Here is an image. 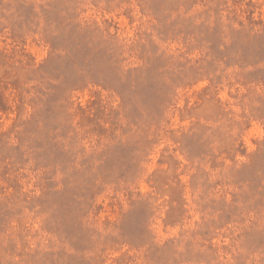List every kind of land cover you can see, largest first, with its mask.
I'll use <instances>...</instances> for the list:
<instances>
[{
    "label": "rangeland",
    "instance_id": "obj_1",
    "mask_svg": "<svg viewBox=\"0 0 264 264\" xmlns=\"http://www.w3.org/2000/svg\"><path fill=\"white\" fill-rule=\"evenodd\" d=\"M0 264H264V0H0Z\"/></svg>",
    "mask_w": 264,
    "mask_h": 264
}]
</instances>
